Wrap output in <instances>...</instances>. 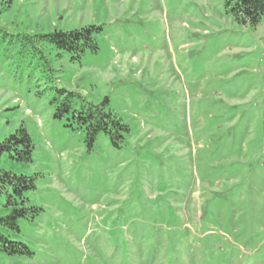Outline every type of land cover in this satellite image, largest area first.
Here are the masks:
<instances>
[{"label":"rangeland","instance_id":"1","mask_svg":"<svg viewBox=\"0 0 264 264\" xmlns=\"http://www.w3.org/2000/svg\"><path fill=\"white\" fill-rule=\"evenodd\" d=\"M97 25L98 50L49 65L17 33ZM0 141L33 143L31 256L0 264H264V17L225 0H0ZM26 49V48H25ZM61 52V55L58 53ZM57 87L130 128L118 147L54 117ZM0 196V208L4 203Z\"/></svg>","mask_w":264,"mask_h":264},{"label":"trees","instance_id":"2","mask_svg":"<svg viewBox=\"0 0 264 264\" xmlns=\"http://www.w3.org/2000/svg\"><path fill=\"white\" fill-rule=\"evenodd\" d=\"M225 7L243 24L256 25L264 17V0H225ZM0 29L3 27L0 26ZM101 30L97 25H85L72 30L21 32L16 37L24 50L40 54V58L48 64V54L53 49L68 53L73 61L80 60L87 50L97 51L96 38ZM107 103V98L101 103H94L80 92L64 87H57L51 99L54 117L65 118L68 126L82 131L89 148L93 147L100 132L109 135L113 144L119 147L130 131L129 126L107 108ZM33 154V139L24 125L0 141V196L5 199L0 208V255H33V251L25 242L18 240L17 235L20 220L32 221L41 211L28 196L36 188V178L6 169L1 164L4 157L14 164L27 166L32 163Z\"/></svg>","mask_w":264,"mask_h":264}]
</instances>
